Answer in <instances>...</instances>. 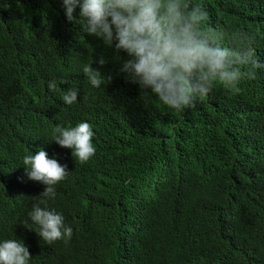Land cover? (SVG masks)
Listing matches in <instances>:
<instances>
[{
    "label": "trees",
    "instance_id": "trees-1",
    "mask_svg": "<svg viewBox=\"0 0 264 264\" xmlns=\"http://www.w3.org/2000/svg\"><path fill=\"white\" fill-rule=\"evenodd\" d=\"M191 3L223 47L246 36L264 63V0ZM128 59L69 21L62 0H0V241L22 240L30 264H264V69L253 79L241 66L237 83L176 111L131 82ZM79 122L94 132L85 163L53 141L57 125ZM40 149L67 165L47 202L73 229L67 242L42 240L28 215L46 185L23 157Z\"/></svg>",
    "mask_w": 264,
    "mask_h": 264
},
{
    "label": "clouds",
    "instance_id": "clouds-1",
    "mask_svg": "<svg viewBox=\"0 0 264 264\" xmlns=\"http://www.w3.org/2000/svg\"><path fill=\"white\" fill-rule=\"evenodd\" d=\"M69 21H76L83 30L101 38L106 46H115L130 57L121 71L127 73L132 83L151 92L171 109L183 111L195 106L217 83L234 85L241 78V66L251 65L249 78H255V69H264V63L255 58V49L247 43L248 37H233L232 48L222 46V35L202 29L207 12L191 0H62ZM79 8V19L73 13ZM105 59L98 60L99 65ZM83 74L94 88L104 82L102 73L84 64ZM110 79V78H108ZM49 89L56 88L51 81ZM79 92L68 88L62 96L67 105L77 101ZM94 132L88 122L75 127L57 125L53 141L72 149L73 157L80 163L95 154L92 143ZM25 174L30 180L46 185L34 197L29 217L38 225L37 234L51 244L57 240L71 239L73 229L64 222L62 214L47 206L48 199L56 195L55 185L67 175V165L49 158L40 149L23 157ZM39 197H44L40 199ZM25 227L32 229L29 226ZM33 230V229H32ZM31 254L19 239L0 241V264H30Z\"/></svg>",
    "mask_w": 264,
    "mask_h": 264
}]
</instances>
